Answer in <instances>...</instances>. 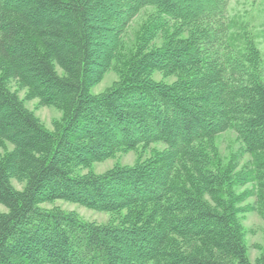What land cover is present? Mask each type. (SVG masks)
Wrapping results in <instances>:
<instances>
[{"label":"trees","instance_id":"obj_1","mask_svg":"<svg viewBox=\"0 0 264 264\" xmlns=\"http://www.w3.org/2000/svg\"><path fill=\"white\" fill-rule=\"evenodd\" d=\"M229 6L0 0V147L12 146L0 158V264H264V249L249 259L240 217L264 219V54ZM109 71L118 79L93 94ZM12 81L63 112L53 130ZM229 130L250 156L241 168L216 142ZM129 151L134 164L92 170ZM57 199L111 220L40 206Z\"/></svg>","mask_w":264,"mask_h":264},{"label":"rangeland","instance_id":"obj_2","mask_svg":"<svg viewBox=\"0 0 264 264\" xmlns=\"http://www.w3.org/2000/svg\"><path fill=\"white\" fill-rule=\"evenodd\" d=\"M230 13L233 16H239L242 20L245 19L250 25V28L256 33L257 41L259 47L264 54V0H230ZM146 13L140 12L135 20L130 26L128 31L127 43L131 44L135 38L136 30L141 25L145 18ZM132 45V44H131ZM130 45V46H131ZM264 56V55H263ZM59 72L61 69L58 68ZM158 79H161V75L156 74ZM118 75L114 71H109L106 73L104 79L93 86L91 92L93 94H99L109 88L116 80ZM10 87L13 90H18L21 98H26L27 89L18 87L15 81L10 83ZM26 106L32 110L35 115L42 121V123L49 129L53 130L57 122H59L63 116V112L54 106H43L39 105L38 98L25 100ZM219 150L225 161H228L233 155L238 157L236 160L239 162V168H241L245 162L250 159V156L244 152L242 143L237 137V133L229 130L221 133L216 139ZM165 145L163 143H157L151 145L145 152V157L150 155L153 148H163ZM11 144H7L6 147H0V158L3 156L7 149H11ZM138 157L137 151H129L127 153H118L115 157L109 158L102 162H97L93 165L92 170L96 173H104L105 171L111 169L116 164L120 165H132L136 162ZM88 168L79 169L80 173H87ZM13 185L21 190L24 187V183H20L16 179H12ZM246 185L239 189V191L244 190ZM255 198L250 197L241 205L252 204ZM40 206L46 209L60 208L66 212L75 213L79 215L82 219L86 221L96 222V223H107L111 220L112 214L109 212L98 211L78 203L69 202L62 199H57L52 202L41 203ZM0 211H7L6 207L0 204ZM243 226L245 228V239L248 247V257L254 262L257 257L260 256L264 249V219L256 211H248L240 214Z\"/></svg>","mask_w":264,"mask_h":264}]
</instances>
